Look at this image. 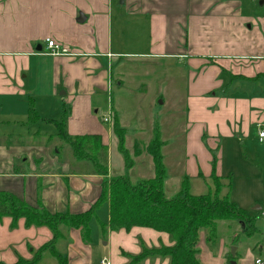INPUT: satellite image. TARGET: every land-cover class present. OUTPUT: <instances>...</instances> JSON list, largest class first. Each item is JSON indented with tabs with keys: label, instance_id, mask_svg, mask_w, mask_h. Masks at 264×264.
I'll list each match as a JSON object with an SVG mask.
<instances>
[{
	"label": "crops",
	"instance_id": "obj_1",
	"mask_svg": "<svg viewBox=\"0 0 264 264\" xmlns=\"http://www.w3.org/2000/svg\"><path fill=\"white\" fill-rule=\"evenodd\" d=\"M80 12L83 22L76 20ZM47 38L71 54H47ZM124 58L185 65L181 176L210 178V149H216L214 172L222 177V143L227 149L234 145L235 155L264 147L257 136L264 123V0H0V191L31 205L39 199L50 212L77 213L91 206L104 177L92 173L88 161L52 151L39 124L57 129L53 115L65 114L69 135L99 134L108 149L105 178L115 175L112 168L122 163L112 157L119 152L111 147L116 140L111 71L114 61L120 65ZM36 135L42 138L35 140ZM108 219L107 214L102 222ZM63 232L57 244L64 243L68 264H93V247L81 229ZM52 236L46 226L1 217L0 264L31 259ZM103 236L107 249L101 259L109 264H125L121 252L139 253L140 242L173 243L168 233L143 226L107 228ZM196 247L201 264H231L225 256L229 246L209 248L204 232ZM233 261L255 264L250 252ZM143 264H168V259L147 258Z\"/></svg>",
	"mask_w": 264,
	"mask_h": 264
},
{
	"label": "rangeland",
	"instance_id": "obj_2",
	"mask_svg": "<svg viewBox=\"0 0 264 264\" xmlns=\"http://www.w3.org/2000/svg\"><path fill=\"white\" fill-rule=\"evenodd\" d=\"M185 69L182 62L124 58L120 65H117L114 61L111 71L113 77L112 101L115 108L113 116L124 128V147L133 161L132 167L126 170L123 166L122 156L118 152V155L113 153L112 157L119 159L122 164L119 167L112 168V172L115 175L127 173L132 182L150 178L153 175L154 166L152 157L147 152V143L158 132V139L161 142L160 152L166 168L164 180V194L166 197H171L177 192L183 177L181 174L183 161L185 160L183 144ZM118 79H121V84H118ZM48 83L45 82L43 86L47 88ZM47 101L43 100V104H46ZM53 116H56L57 120L61 119L59 114ZM39 125L41 127L38 132L42 133L44 142L50 146L52 151L65 159L73 157L72 150L62 136L59 134L55 136L57 129L54 125L48 123ZM41 138L39 135L35 136V140ZM21 140L27 141L28 138L24 137ZM135 144L138 147H135ZM116 146L117 139L114 140L111 147L117 151ZM222 146H224L225 152L224 158L221 160L223 173L222 178L219 180L221 184L219 195L228 192L232 202L247 214L256 217V222L253 220L252 223L254 226L256 224L258 229L255 226L254 234L245 236L242 231L243 224L237 220L218 221L217 239L213 244L215 248H218L224 243L229 246V250L231 246H234L236 247L235 255L240 254L243 256L245 252H250L253 259H255L260 256L259 248L264 241V227L262 224L264 147L257 144L254 153L247 152L243 155L237 153L235 155L234 145L229 146L228 149L224 143H222ZM188 179L190 183L189 190L192 194L199 195L205 194L208 190L215 191L214 183L209 177L205 179ZM256 206H259L261 210H256ZM107 214L108 202L104 201L96 209L95 216L88 223L90 229L89 243L93 247V264H99L98 260L103 256V251L107 249L103 245L106 240L101 233L99 223L106 220ZM200 232H204V230H200ZM63 246L64 243H56V248L62 254H64ZM43 254L38 264H58V261L47 251Z\"/></svg>",
	"mask_w": 264,
	"mask_h": 264
},
{
	"label": "trees",
	"instance_id": "obj_3",
	"mask_svg": "<svg viewBox=\"0 0 264 264\" xmlns=\"http://www.w3.org/2000/svg\"><path fill=\"white\" fill-rule=\"evenodd\" d=\"M64 125L65 114L56 122V135H61L67 142L76 161H88L92 173L104 177L101 192L87 210L71 213L50 212L42 206L39 199L36 205H31L12 193L0 191V218L8 216L12 219V224L18 218H23L25 226H46L53 234L52 239L41 245L31 259L18 258L12 264H38L45 251L52 255L58 264H68L66 255L56 248V243L65 237L63 231L69 228H80L82 239L88 242L90 240L88 223L104 201L108 202L109 219L107 223L100 222L103 235L107 228L129 230L133 226H143L166 232L173 239L171 245L158 247H148L140 242L141 249L137 254L122 251L121 254L128 260L125 264H143L145 259L155 257L167 258L168 264H201L197 258L196 247L199 232L204 230L206 244L212 248L217 239L218 221L237 220L244 225L242 231L245 236L254 234L256 224L254 226L252 222L253 220L256 222V217L247 214L232 202L228 192L219 195L221 190L219 180L222 177L214 172L217 161L216 149H210L212 166L210 178L214 183V192L208 190L205 194H192L188 178L183 175L177 192L171 197H166L164 194L166 168L160 152L158 132L147 143V152L153 160V176L132 182L127 173L105 178L108 174V149L99 134L69 135L65 132ZM112 131L117 139V150L123 157L124 168L129 170L133 161L124 147V128L115 116ZM135 147L138 145L135 144ZM262 246L259 248L260 255ZM225 256L227 263L236 259V255L232 257L229 251Z\"/></svg>",
	"mask_w": 264,
	"mask_h": 264
},
{
	"label": "built area",
	"instance_id": "obj_4",
	"mask_svg": "<svg viewBox=\"0 0 264 264\" xmlns=\"http://www.w3.org/2000/svg\"><path fill=\"white\" fill-rule=\"evenodd\" d=\"M45 50L47 54L51 55H70V51L63 45L55 42L51 38L45 39ZM108 116L106 115L105 117L103 116L104 120H108ZM257 136L259 141L264 143V123L260 124L257 130ZM262 217H263V227H264V209L262 211ZM264 233V232H263ZM262 254L254 259L255 264H264V241L262 244ZM101 264H109V261L105 258L101 259L100 261Z\"/></svg>",
	"mask_w": 264,
	"mask_h": 264
},
{
	"label": "water",
	"instance_id": "obj_5",
	"mask_svg": "<svg viewBox=\"0 0 264 264\" xmlns=\"http://www.w3.org/2000/svg\"><path fill=\"white\" fill-rule=\"evenodd\" d=\"M119 1L122 3V0H119ZM76 20L79 21V22H83L85 20V16L80 12L78 14V17H77ZM255 209L256 210H260L261 208L259 206H256ZM242 227H243V225H242ZM235 250H236V247H234V246L230 247V254H231L232 257L235 256ZM231 264H235V262L233 260H231Z\"/></svg>",
	"mask_w": 264,
	"mask_h": 264
}]
</instances>
